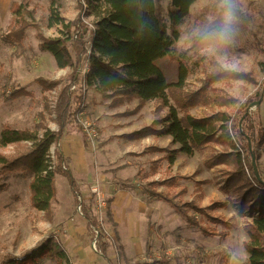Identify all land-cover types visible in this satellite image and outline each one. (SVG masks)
I'll return each mask as SVG.
<instances>
[{"label": "rangeland", "instance_id": "374dc122", "mask_svg": "<svg viewBox=\"0 0 264 264\" xmlns=\"http://www.w3.org/2000/svg\"><path fill=\"white\" fill-rule=\"evenodd\" d=\"M22 1L0 0V133L6 126L33 130L37 125L55 132L56 98L63 87L70 85L72 70L56 68L52 56L39 49L38 35L67 38L81 30L88 46L95 18L90 15L87 0H25L34 10L38 28H28L19 45L6 43L2 36L11 20L9 5ZM168 4L169 0L161 1L165 21ZM50 9L58 24L51 25ZM228 12L232 19L226 22ZM218 24L221 26L193 44L201 31ZM224 29L230 34L227 42L219 36ZM67 45L73 55L70 40ZM174 47L175 55L182 54L188 72L184 85L168 92L169 104L179 116L184 110L178 102L198 91L205 75L219 65L247 73L254 82L221 81L210 88L238 102H251L247 112L254 113L253 117L264 125V67L260 65L264 63V0L196 1ZM85 65L86 62L77 72L78 79L82 80ZM157 65L167 82H176L177 61L166 57ZM39 80L50 83L52 88L42 87ZM19 88L30 95L9 98ZM69 92L72 105L75 96L81 95V114L69 124L60 150L76 180L80 201L96 222L95 232L100 231L109 245L107 255L113 264L152 263L158 259H166L169 264H248L244 245L250 242L244 227L250 218L239 214L238 195L224 188L225 172L232 168L209 166L207 162L223 152L222 146L210 143L191 155L178 152L170 165L166 157L179 145L173 144L169 136H126L144 127H163L168 108L159 100L140 103L119 96L102 97L87 88L83 80L71 83ZM207 95L208 105L198 104L186 110L192 117L203 118L217 111L212 91ZM109 100L105 108L103 102ZM83 123L97 134L94 143L86 140L87 146L77 132L79 125L85 135ZM28 145L14 144L0 152L14 156ZM50 155L55 164L53 147ZM257 155L258 173L264 179V142ZM29 183L30 178L20 173L0 178V264L5 255L17 257L24 264H64L53 243L63 249L72 264H108L96 252L93 236L86 230V219L73 202L66 179L55 176L56 200L51 219L31 207ZM91 186H96V193L91 192ZM155 193L172 197L182 213ZM197 208L205 209L207 217ZM44 245L47 248L39 257L24 259L27 253Z\"/></svg>", "mask_w": 264, "mask_h": 264}, {"label": "trees", "instance_id": "16d2710c", "mask_svg": "<svg viewBox=\"0 0 264 264\" xmlns=\"http://www.w3.org/2000/svg\"><path fill=\"white\" fill-rule=\"evenodd\" d=\"M162 0H87L90 15L95 18L94 29L89 45L83 41L81 30L75 33V37L45 38L40 39L39 49L48 52L58 70L70 68L71 83L84 81L87 88H92L102 97L120 96L128 100L136 99L140 103L159 100L168 108L166 117L162 120L163 127L160 130L144 127L126 136L130 138H142L151 134L169 136L173 144L179 145V149L170 151L167 161L174 163L176 154L182 152L191 155L193 151L216 143L222 146L223 152L208 159L209 166H231L225 172L224 188L238 195L239 214L250 218L244 227L250 243L244 248L248 254V264H264V179L259 173L256 175L252 159L256 167L257 150L264 142V125L254 113H248L247 108L251 102H238L227 97L219 89L210 88L211 85L221 81L254 82L247 73L227 70L216 65L211 73L205 75L202 87L190 93L180 102L179 108L184 113L179 116L174 106L169 104L168 92L172 88L180 89L188 76L187 67L181 60L182 54L175 55V43L180 36V28L189 16L191 6L198 0H169L167 7L168 21L162 17ZM51 25L58 24L54 18V11L50 9ZM10 23L2 40L6 43L21 44L28 28H38L34 22V10L29 9L28 3L11 2L8 8ZM55 23H53V21ZM221 26V24L204 32H200L196 44L207 33ZM68 29V27H67ZM68 32L70 30L68 29ZM71 41V54L67 41ZM170 58L177 61V80L174 83L167 82L157 62L162 58ZM86 62V71L81 79L77 78V72ZM264 67V63L260 64ZM42 87L48 90L50 83L39 80ZM63 87L56 98L54 107L57 130L37 125L33 130H13L6 126L0 133V149L10 145L27 143L25 150L14 156H7L0 152V178L12 174H23L30 178L29 202L33 209L43 213L47 218L53 215V203L56 200L55 176L62 175L69 187L73 202L76 203L86 219V230L92 234L96 252L108 262L109 245L104 240V235L97 231L96 222L87 214L80 201L77 183L65 158L60 150V143L66 135L71 122H76L77 114H81V95L73 105L70 104L72 92L69 87ZM213 94V105L217 109L215 113L203 118L192 117L186 110L194 108L198 104L208 105V91ZM24 89H14L9 98L19 99L29 96ZM86 145V136L78 125L77 131ZM53 147L55 164L51 160L50 150ZM165 152V149L155 148ZM258 170V169H257ZM175 182L172 183V185ZM154 196L175 208L178 205L172 197L155 193ZM214 207V206H212ZM211 207V208H212ZM204 216L205 209L197 208ZM182 213V212H181ZM214 221V219H211ZM204 233L208 232L202 229ZM209 233V232H208ZM56 255L64 260V264H72L62 248L57 247ZM52 245V246H53ZM41 249L27 253L24 259L39 257ZM19 258L5 255L2 264H24ZM134 264H169L166 259Z\"/></svg>", "mask_w": 264, "mask_h": 264}, {"label": "built area", "instance_id": "2783aa9c", "mask_svg": "<svg viewBox=\"0 0 264 264\" xmlns=\"http://www.w3.org/2000/svg\"><path fill=\"white\" fill-rule=\"evenodd\" d=\"M85 71H86V65L83 67V69L81 70V75H82V77L84 76V73H85ZM84 124V126H85V136H86V140L87 141H90L91 143H94V141H95V139H96V131H95V129L94 128H92L89 124H87V123H83ZM90 189H91V192H93V193H96L97 192V188H96V186H91L90 187ZM98 195H99V193H98Z\"/></svg>", "mask_w": 264, "mask_h": 264}, {"label": "clouds", "instance_id": "9594fccd", "mask_svg": "<svg viewBox=\"0 0 264 264\" xmlns=\"http://www.w3.org/2000/svg\"><path fill=\"white\" fill-rule=\"evenodd\" d=\"M226 17H227L226 22L230 21L232 19L231 12L226 13ZM219 36L225 42H227L229 40V38H230V34H229L227 29L221 30V32L219 33Z\"/></svg>", "mask_w": 264, "mask_h": 264}, {"label": "water", "instance_id": "95a60500", "mask_svg": "<svg viewBox=\"0 0 264 264\" xmlns=\"http://www.w3.org/2000/svg\"><path fill=\"white\" fill-rule=\"evenodd\" d=\"M252 165H253V169H254L256 175H258V170H257V167H256L254 159H252Z\"/></svg>", "mask_w": 264, "mask_h": 264}, {"label": "crops", "instance_id": "0c3cea01", "mask_svg": "<svg viewBox=\"0 0 264 264\" xmlns=\"http://www.w3.org/2000/svg\"><path fill=\"white\" fill-rule=\"evenodd\" d=\"M96 94L100 96L99 93H96ZM103 103H104L105 108H107L110 105V100L109 101H104Z\"/></svg>", "mask_w": 264, "mask_h": 264}]
</instances>
